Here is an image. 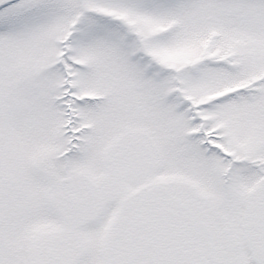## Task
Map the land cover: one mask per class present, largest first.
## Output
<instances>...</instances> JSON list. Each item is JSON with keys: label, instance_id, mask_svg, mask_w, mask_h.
Masks as SVG:
<instances>
[{"label": "snow or ice", "instance_id": "6c2138e0", "mask_svg": "<svg viewBox=\"0 0 264 264\" xmlns=\"http://www.w3.org/2000/svg\"><path fill=\"white\" fill-rule=\"evenodd\" d=\"M0 264H264V0H0Z\"/></svg>", "mask_w": 264, "mask_h": 264}]
</instances>
